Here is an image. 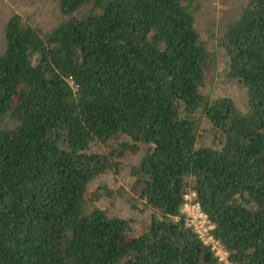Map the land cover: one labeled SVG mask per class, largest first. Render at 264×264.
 <instances>
[{
  "label": "trees",
  "instance_id": "16d2710c",
  "mask_svg": "<svg viewBox=\"0 0 264 264\" xmlns=\"http://www.w3.org/2000/svg\"><path fill=\"white\" fill-rule=\"evenodd\" d=\"M194 0H56L45 31L12 13L0 51V264H225L185 223L193 192L231 264H264V0L220 25L247 108L200 90L213 56ZM196 109L214 145L196 144ZM102 142L106 149H90ZM153 208L141 230L93 202L123 158Z\"/></svg>",
  "mask_w": 264,
  "mask_h": 264
},
{
  "label": "rangeland",
  "instance_id": "374dc122",
  "mask_svg": "<svg viewBox=\"0 0 264 264\" xmlns=\"http://www.w3.org/2000/svg\"><path fill=\"white\" fill-rule=\"evenodd\" d=\"M197 5L194 11V25L207 48L213 56V63L206 65L200 90L206 92L210 98L226 95L230 97L239 110L247 108L245 87L237 79L228 74V58L225 50L217 44L220 35L222 21L232 14L245 0H194ZM17 13L24 24L38 28L41 31L48 30L62 19L57 10L56 0H0V51L3 49L2 27L6 19ZM196 121V144L214 145L212 141V127L208 125L199 109L193 113ZM90 149L105 150L102 142H92ZM136 155L123 158L124 164L118 170H108L97 174L90 182L89 187L105 184L109 194L103 193L93 203L105 208L108 214H118L130 218V224L134 233L139 232L142 223L149 218L153 208L142 203V198L137 196L131 188L132 177L127 173V164L137 159ZM193 199V198H192ZM190 201H192L190 199ZM182 207V206H181ZM185 221H188V208L181 210ZM206 225V223H204ZM207 239L206 236H204ZM214 254L225 264H231L226 260V252L221 245L209 244Z\"/></svg>",
  "mask_w": 264,
  "mask_h": 264
},
{
  "label": "built area",
  "instance_id": "2783aa9c",
  "mask_svg": "<svg viewBox=\"0 0 264 264\" xmlns=\"http://www.w3.org/2000/svg\"><path fill=\"white\" fill-rule=\"evenodd\" d=\"M193 194L194 193L190 191L183 194L184 202L180 211L184 208H188L190 211L186 213L189 218H187L188 221H185V223L191 226L204 243H211V245L213 243V245L216 244L220 246V243L209 234L208 229L211 228L212 224L207 219L205 213L200 210L197 201L192 199ZM190 199L192 201H190ZM204 223H206V225ZM204 236H206L207 239H205Z\"/></svg>",
  "mask_w": 264,
  "mask_h": 264
}]
</instances>
